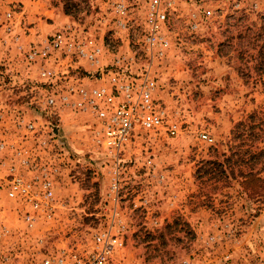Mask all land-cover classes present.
<instances>
[{"label": "rangeland", "instance_id": "374dc122", "mask_svg": "<svg viewBox=\"0 0 264 264\" xmlns=\"http://www.w3.org/2000/svg\"><path fill=\"white\" fill-rule=\"evenodd\" d=\"M161 7L153 29L144 0H0V264H87L107 231L109 264H264V0ZM145 72L165 123L115 160L88 105L62 97ZM14 176L26 196L7 194Z\"/></svg>", "mask_w": 264, "mask_h": 264}, {"label": "built area", "instance_id": "2783aa9c", "mask_svg": "<svg viewBox=\"0 0 264 264\" xmlns=\"http://www.w3.org/2000/svg\"><path fill=\"white\" fill-rule=\"evenodd\" d=\"M148 4L147 18L153 29L156 24L166 17V12L162 9V0H144ZM120 5V4H119ZM9 15V14H8ZM60 36H55L50 43H45L41 53L45 55L50 49L58 48L61 45ZM82 54H86L82 49L79 50ZM99 51L95 48L87 56L91 59ZM38 50L31 49L29 58L33 59L37 55ZM118 61V60H117ZM43 75L46 72L42 73ZM154 82L150 75L145 72L139 78L138 83L130 80L122 82L114 81L112 87L107 89L101 87L93 89L87 97V104L73 101L74 92L81 93L84 97L86 92L81 88H70L62 97L63 104H73L79 108L82 105H88L98 121L99 142L104 145L115 160H118L122 155L124 146L133 136L137 129L145 131L158 130L164 125V114L155 104L152 97ZM76 94V93H75ZM45 103L54 106L55 99L52 96L46 98ZM32 125L29 124V127ZM169 133L176 132V124H170L167 127ZM3 145L2 143L0 144ZM115 186V184H113ZM31 184L25 182L21 177L14 176L11 179L7 194L11 197L19 195L26 196L30 191ZM42 190L44 198H49L52 194L51 181L47 178L42 181ZM32 209L38 208V198L30 197ZM32 215H27V220L32 219ZM94 248L89 254L87 264H109L111 252L116 246H120L116 233L110 231L104 233H96L94 235ZM49 260H45L47 264ZM58 264H63L62 259L58 260Z\"/></svg>", "mask_w": 264, "mask_h": 264}, {"label": "trees", "instance_id": "16d2710c", "mask_svg": "<svg viewBox=\"0 0 264 264\" xmlns=\"http://www.w3.org/2000/svg\"><path fill=\"white\" fill-rule=\"evenodd\" d=\"M264 59V58H263ZM240 151H235V152H233V155H235V154H238ZM230 159H231V157H230V155L229 156H225V168L227 167V165H228V162L230 161ZM227 164V165H226ZM258 173H254V172H247L246 174H244L243 175V181H242V183H248L249 181H259V182H262V179L261 178H259L258 177V175H257Z\"/></svg>", "mask_w": 264, "mask_h": 264}]
</instances>
